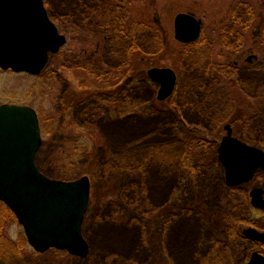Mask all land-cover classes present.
<instances>
[{
    "label": "rangeland",
    "instance_id": "1",
    "mask_svg": "<svg viewBox=\"0 0 264 264\" xmlns=\"http://www.w3.org/2000/svg\"><path fill=\"white\" fill-rule=\"evenodd\" d=\"M143 1L132 0L131 13L127 9L119 16L127 24L129 17L135 19L140 47L152 54L144 57L149 64L146 66L138 50L132 75L137 77L141 66L148 71L169 67L180 79L176 95L164 102L157 100L159 88L155 83L132 85L134 100L154 104V113L145 115L139 108L132 119L116 124L100 120L97 125L84 126L76 122V118L83 120L81 114L96 101H86L87 95L93 97L99 90L76 96L85 97L80 102L82 107L89 106L84 112L77 102L67 111L75 91L88 85L108 86L93 78L92 64L87 67L88 73L67 60H56L60 54L80 53L86 45L91 49L96 43L95 38L89 40L91 44L76 38L79 28L68 32L70 35L63 30L68 43L41 75L0 71V106L32 107L43 119L44 146L37 165L44 174L60 181L83 176L94 179L92 203L83 224L90 247L87 258L60 254L55 249L38 256L8 208L13 217L3 219L0 214V264H226L220 244L225 186L216 152L227 134V125L237 137L264 149V59L258 56L259 47L264 50V0H149L147 9ZM240 2L252 9L255 19L245 18L246 24H252L249 30H243L248 40L246 48L242 44L233 52L221 37L222 30L233 25L232 14L236 10L244 14V7L238 8ZM46 3L48 11L56 16L61 8L54 7L50 0ZM64 11L62 8L60 17H66V21ZM150 11L158 15L169 34L166 48H154L147 36L150 32L146 36L141 32L144 15ZM180 13H192L202 20L199 43L183 45L175 39L174 24ZM132 30V26L127 30L130 38ZM258 30L260 35L253 40ZM81 31L85 36L83 27ZM250 54L257 59L247 63ZM113 55L111 61L117 65ZM180 101L181 108L176 109L173 105ZM182 115L189 125L177 136L173 125ZM51 131L54 134H49ZM102 154L108 155L109 161L101 163ZM195 161L197 169H193ZM99 163L105 168L100 171L113 179L102 178Z\"/></svg>",
    "mask_w": 264,
    "mask_h": 264
},
{
    "label": "water",
    "instance_id": "2",
    "mask_svg": "<svg viewBox=\"0 0 264 264\" xmlns=\"http://www.w3.org/2000/svg\"><path fill=\"white\" fill-rule=\"evenodd\" d=\"M202 20L180 13L174 24L175 39L196 42ZM67 44V37L51 20L44 0H0V70L39 76ZM160 84L158 100L172 96L176 73L170 68L148 72ZM219 148L227 180L236 186L264 170V151L233 137L231 125ZM43 144L39 116L21 105L0 106V203L16 216L31 248L40 254L55 249L87 258L90 247L82 227L91 199L88 177L67 182L44 175L36 164ZM263 201V200H262ZM257 198V206L264 201Z\"/></svg>",
    "mask_w": 264,
    "mask_h": 264
},
{
    "label": "trees",
    "instance_id": "3",
    "mask_svg": "<svg viewBox=\"0 0 264 264\" xmlns=\"http://www.w3.org/2000/svg\"><path fill=\"white\" fill-rule=\"evenodd\" d=\"M50 1L52 2L54 7L61 8L59 9L58 14L56 16H54L49 11L50 16L56 22L61 32H63L64 30L65 33L70 35L69 34L70 32H72L73 30L76 31L79 28L80 33L78 32V35L80 34V36H76V38L79 39L82 38L85 41V43H90V44L91 42H89V40H91V38L96 39V43H93L91 49L89 48L88 45H86L84 49L83 48L81 49L80 53H71L70 55L67 56L60 54L56 56L57 57L56 60H59L58 62H63L67 60L71 62L69 63L70 65L73 66L77 65L78 67L76 68H78L79 70L82 69L81 68L82 63L85 64L86 68L88 67L89 64H92L93 66L92 69L95 70V74H93L94 75L93 78L98 83L104 82L107 78V75L112 72H116L115 76L111 77L112 81L116 82V85L124 83L125 76H127V78L131 77L132 79L131 85H133L135 82L141 84L147 81V72H146L147 70L142 66H141V71L139 72L137 77L132 75L133 68L135 66L134 62H137L136 54L138 50L141 49L139 43L140 37L138 35L139 32L135 28L136 27L135 19L129 17L127 20L128 21L127 24V22L126 23L123 22L122 18L119 17L122 15L123 11L127 9L129 10L128 14L131 13L133 7L132 4L134 3V0L133 3L132 0H50ZM148 1L149 0H145L142 2L143 8L147 9ZM245 4L246 3L240 2L239 3L240 7H238L239 9L241 7L242 8L244 7L245 9L244 14L242 15V13H240L239 10H236L231 17L232 18L231 23L233 25L231 27L222 30L223 35L221 38L224 40L225 45L228 47L229 50L234 49L233 52L237 51L236 49L242 46V44L245 46V44L248 42V40L245 38L246 35L244 34L245 32L243 30H249L252 24L250 23L246 24L245 18H248V20L255 19L252 18L253 17L252 9H249L248 7L246 8ZM62 8H64L65 10L64 12L67 14L68 20L66 21H64V18L66 17H60ZM95 14H98L99 17H95ZM131 26L133 29L132 30L133 34L132 37L130 38L128 37L127 30L130 29ZM82 27L85 34V36L83 37L81 31ZM142 27L143 29L141 32L143 33L144 36H146L150 32L147 36H149L150 43L154 48L158 47L159 49L160 46L164 48L168 47L170 41L169 34L165 29V27H163L162 23H160L158 15L155 16V14L151 13V11L146 12L144 15V21H142ZM85 28L87 29L85 30ZM75 35L76 34L74 33V36ZM255 38L258 37L254 35L253 40ZM79 39H77V41L75 39V42H79ZM105 41L107 44H105ZM199 42L200 40L194 44H191L190 46L195 45ZM234 46L235 48H233ZM104 48H106V50H104L103 53ZM244 48H246V46ZM259 50H261V53H258V56L264 59V50L261 49V47H259ZM112 53L114 54L113 56H115L113 60H117V65L115 61L113 62L111 61L112 58L110 56L112 55ZM140 55L142 58L143 65H147L144 57L145 56L149 57L152 54H149L147 53V51H143L141 49ZM128 75L130 76L128 77ZM132 95H133V91H132ZM111 104H112V108L117 110L118 117L130 115V114L132 115L138 114L139 108L144 109L142 110L144 112L142 114L145 115L154 113L152 111L155 110L154 104H148L147 106L145 101L141 100L139 102L137 100H134V98L132 99L131 107L127 109L124 103V95H121L119 93H117V98L114 99L111 102ZM101 108L98 107L97 109L101 111L103 109ZM42 120L43 119L40 118L41 126L43 124ZM39 169L41 170L42 173H44L40 167ZM0 214L2 215L3 219L6 216L13 217L8 207H6L2 203L0 204ZM1 215H0V219H1ZM5 246L7 247V245ZM56 252L60 254L68 255V253L66 252H59V251ZM20 253L21 250L17 253V255H20ZM36 254L38 256H41L38 253Z\"/></svg>",
    "mask_w": 264,
    "mask_h": 264
},
{
    "label": "flooded vegetation",
    "instance_id": "4",
    "mask_svg": "<svg viewBox=\"0 0 264 264\" xmlns=\"http://www.w3.org/2000/svg\"><path fill=\"white\" fill-rule=\"evenodd\" d=\"M255 35L259 37L260 30H258V32L255 33ZM250 56L252 55L250 54ZM253 59L256 60L257 57L252 56L251 60L247 58L246 62L251 63ZM238 66H239V63L236 62L235 67H238ZM81 68L83 72L88 70L84 63L81 64ZM173 71L176 73L177 83H176V87H175V90L172 96L176 95V93L178 92V85L180 83L178 73L174 69ZM146 72H147L146 83L148 85H152L155 83L160 90V84L153 82L148 75V70ZM109 74L107 75L108 77L104 81V83H107L108 86H105V87L98 86L97 88L96 86L88 85V86L81 87L77 89V91H75L74 96H72V99L69 105H66L67 111H69L71 107H73L76 104V102L79 104V107L82 112L87 110V108L89 107L88 105H85L84 107L80 105L81 100L85 97L81 96L80 98H77L78 97L77 95L84 94L85 91L89 92V91L99 90L98 91L99 94L92 95L93 97H89L87 95L86 101L93 102L96 98V101L94 103L97 105V107L103 108V109L101 108L102 110L99 111V109H96L97 107L95 106L92 107V104H94L92 103L91 107H89V111L86 114H81V117H83V120L81 121L80 118L79 119L76 118V122L82 123L84 126L86 125L94 126V125H97L98 123L97 121H100V120L102 121L107 120V121H110V123L112 124H116L118 121L120 122L121 120L132 119L133 117L132 114L118 117L117 110L113 109L112 104H111V102L117 98V93H119L121 95H124L125 107L127 109L131 107L132 99H133V95H132L133 87L131 85L132 79L131 77H129L130 75H128L129 78L125 76L124 84L122 83V84L116 85V82L112 81L111 79V77H114V76L113 75L109 76ZM96 96L101 97L102 99L97 100L98 98ZM173 106L176 109L181 108V101L177 103V105H173ZM169 107L170 106H168L167 108ZM165 113L172 114L171 112H165ZM175 124L176 125H173V126L176 127V129L175 128L173 129L175 130V133L178 132L177 136H180L179 130H181L182 132L184 131L186 126L189 125L186 119L183 117V115H182V118L179 117L176 119ZM182 127H185V128L182 129ZM190 131H193V129L190 128ZM51 133L53 132L51 131L49 134ZM232 136L235 138H238L240 141L248 144L249 146H253V144H249V142H245V140L234 135V131H233ZM73 139L74 138H67V140L71 143L75 142V139L74 140ZM223 139H224V136L222 137L221 143ZM61 142H64V141H61ZM43 146H44V140H43L42 147ZM61 148L65 150L64 147H61ZM257 148L264 151V149L260 148L259 146H257ZM216 153H217L216 157H217V163H218L217 167H219V170L222 172L223 184L225 186V192H224V196L222 200H223V204L226 207V212H225V217L223 219V225H222L223 238H221V241H220L224 260L226 261V264H264V208L257 206V203H256L258 197L261 199V201L262 200L264 201V170L263 169L256 170L249 180H246L241 184H238L236 186L230 185L227 180L226 168L223 165V163L219 160L220 158L219 146H217ZM99 156L101 158V163L104 161L106 162L109 161L108 155L104 156V154H102ZM114 159H116L115 155H114ZM196 162L197 161H195L193 164L194 165L193 169H197L195 168V166L197 165ZM108 165L110 168V163H108ZM100 170H105V168L102 167L99 163V174L102 173L101 175L102 178L106 179L107 177L106 172L105 171L101 172ZM114 170H116V168ZM88 178L90 179V183H91V199H90V205H91L92 192H93V182L92 181L94 179L90 177ZM107 179H113V178L111 176H108ZM76 180H79V178ZM76 180H70V181H76ZM212 249L213 248H211L210 251ZM227 250H230L231 252H228ZM225 251H227V254L224 255Z\"/></svg>",
    "mask_w": 264,
    "mask_h": 264
}]
</instances>
